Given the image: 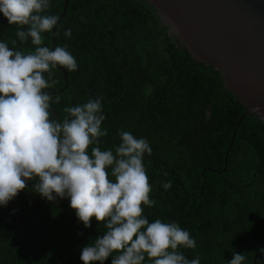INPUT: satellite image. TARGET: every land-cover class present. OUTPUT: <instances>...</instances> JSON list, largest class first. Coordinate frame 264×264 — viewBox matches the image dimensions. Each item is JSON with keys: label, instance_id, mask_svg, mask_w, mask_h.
Segmentation results:
<instances>
[{"label": "trees", "instance_id": "obj_1", "mask_svg": "<svg viewBox=\"0 0 264 264\" xmlns=\"http://www.w3.org/2000/svg\"><path fill=\"white\" fill-rule=\"evenodd\" d=\"M63 6L64 0H50L46 14L59 17ZM17 28L0 13V42L12 47L15 39L18 50L34 51L30 40L19 42ZM57 28L58 36L56 29L43 34V46L66 47L78 69L52 70L56 84L45 90L53 98L51 118L62 122L65 107L102 97L107 135L89 153L97 146L114 151L120 131L148 140L152 153L143 163L155 201L144 206L149 222L175 221L187 230L196 247L180 251L189 260L228 264L235 252L245 255L244 264H258L264 257V120L254 112L242 117L246 106L144 0H68ZM27 183L0 206V264H83L82 248L104 234V224L93 218L85 228L68 198L50 202L32 191L35 181Z\"/></svg>", "mask_w": 264, "mask_h": 264}, {"label": "clouds", "instance_id": "obj_2", "mask_svg": "<svg viewBox=\"0 0 264 264\" xmlns=\"http://www.w3.org/2000/svg\"><path fill=\"white\" fill-rule=\"evenodd\" d=\"M50 0H0V13L17 25L21 44L29 40L34 51L18 50L17 40L0 42V206L35 181L32 191L50 202L68 198L78 222L91 227L94 218L106 231L82 248L83 264H200L180 251L195 249L196 241L175 221L153 222L144 215L152 207V186L143 163L152 149L146 138L120 131L114 151L101 150L100 137L107 131L102 97L65 107L63 121L52 119L53 98L46 89L56 81L52 70L78 69L66 47L44 45V33L59 35V17L46 14ZM71 37V29L64 32ZM47 74V78L45 77ZM59 96L55 102L59 103ZM167 175V173H165ZM169 180L162 184L170 189ZM264 254V248L259 249ZM243 254L233 253L228 264H244ZM264 264V257L258 262Z\"/></svg>", "mask_w": 264, "mask_h": 264}, {"label": "water", "instance_id": "obj_3", "mask_svg": "<svg viewBox=\"0 0 264 264\" xmlns=\"http://www.w3.org/2000/svg\"><path fill=\"white\" fill-rule=\"evenodd\" d=\"M144 1L169 25L179 44L246 106L242 117L254 112L264 120V0Z\"/></svg>", "mask_w": 264, "mask_h": 264}]
</instances>
